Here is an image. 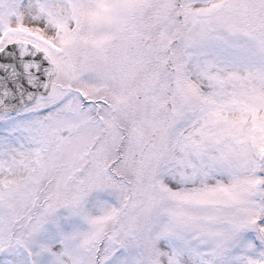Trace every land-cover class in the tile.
I'll list each match as a JSON object with an SVG mask.
<instances>
[{
	"label": "snow or ice",
	"instance_id": "obj_1",
	"mask_svg": "<svg viewBox=\"0 0 264 264\" xmlns=\"http://www.w3.org/2000/svg\"><path fill=\"white\" fill-rule=\"evenodd\" d=\"M0 264H264V0H0Z\"/></svg>",
	"mask_w": 264,
	"mask_h": 264
}]
</instances>
